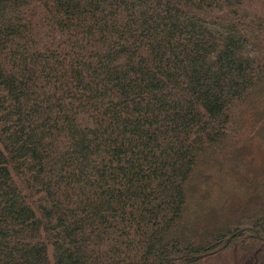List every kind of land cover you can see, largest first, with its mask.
<instances>
[{"label":"trees","instance_id":"1","mask_svg":"<svg viewBox=\"0 0 264 264\" xmlns=\"http://www.w3.org/2000/svg\"><path fill=\"white\" fill-rule=\"evenodd\" d=\"M261 129L264 0H0V264H257Z\"/></svg>","mask_w":264,"mask_h":264},{"label":"rangeland","instance_id":"2","mask_svg":"<svg viewBox=\"0 0 264 264\" xmlns=\"http://www.w3.org/2000/svg\"><path fill=\"white\" fill-rule=\"evenodd\" d=\"M253 134L250 132H243L240 134V140L236 143V146L240 150L241 157L244 160V171L240 177L245 176L249 182L248 186L257 184L258 191L254 194L257 197L261 196L262 187L259 183H264V133L263 129L259 132V136L249 138ZM253 188L246 194L245 197H238L237 194L228 193L224 195L222 199L225 201L224 206L215 207L212 206V219L211 223H217L223 219H229V221H234L237 216L246 215L247 212L251 211L257 203L261 201V198H253ZM214 225V224H213ZM248 240L244 241L243 246H246ZM232 251L220 252L216 255L204 258L198 263L194 264H236L238 260L237 257L231 253ZM240 256V255H239ZM252 257L251 254H245L240 256L243 261H247ZM248 264H254L253 260H249ZM257 264H264V256L260 258Z\"/></svg>","mask_w":264,"mask_h":264}]
</instances>
